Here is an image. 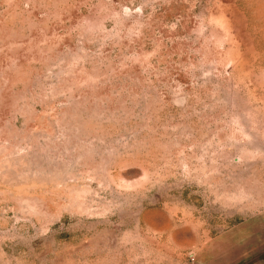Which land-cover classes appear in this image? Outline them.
I'll return each mask as SVG.
<instances>
[{
  "label": "rangeland",
  "instance_id": "1",
  "mask_svg": "<svg viewBox=\"0 0 264 264\" xmlns=\"http://www.w3.org/2000/svg\"><path fill=\"white\" fill-rule=\"evenodd\" d=\"M0 264H264V0H0Z\"/></svg>",
  "mask_w": 264,
  "mask_h": 264
}]
</instances>
